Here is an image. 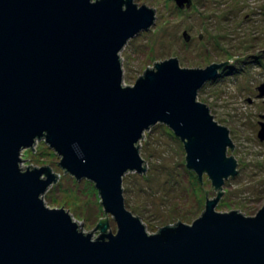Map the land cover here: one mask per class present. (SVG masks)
Returning <instances> with one entry per match:
<instances>
[{
  "label": "water",
  "instance_id": "95a60500",
  "mask_svg": "<svg viewBox=\"0 0 264 264\" xmlns=\"http://www.w3.org/2000/svg\"><path fill=\"white\" fill-rule=\"evenodd\" d=\"M154 20L133 0H0V264H264V205L253 217L218 213L222 193L207 201L204 190L199 218L156 234L125 206L123 177L144 172L137 144L156 124L182 142L199 180L205 174L219 190L236 175L227 129L197 101L230 62L183 69L172 58L124 84L119 54ZM257 89L263 97L264 85ZM38 141L65 174L93 184L115 234L105 222L92 240L65 209L46 206L56 176L20 168L21 152Z\"/></svg>",
  "mask_w": 264,
  "mask_h": 264
},
{
  "label": "rangeland",
  "instance_id": "374dc122",
  "mask_svg": "<svg viewBox=\"0 0 264 264\" xmlns=\"http://www.w3.org/2000/svg\"><path fill=\"white\" fill-rule=\"evenodd\" d=\"M133 2L154 10L155 20L119 54L126 86H133L155 64L172 58L183 69L230 62L198 91L197 101L227 129L236 175L219 190L205 174L199 180L185 167L182 142L165 125L156 124L137 144L144 172H129L122 180L128 211L149 234L176 220L190 225L204 212L206 200H215L220 193L216 212L255 216L264 205V141L257 137L264 124V96L258 98L257 89L264 85V0H190V6L182 9L173 0ZM226 156L230 157L229 147ZM21 158L22 170L46 167L56 176L43 196L47 207L65 209L92 240L101 235L96 227L104 219L106 231L115 234L116 225L104 213L93 184L67 179L69 175L58 166L60 158L43 141L22 151ZM204 190L208 191L206 200Z\"/></svg>",
  "mask_w": 264,
  "mask_h": 264
},
{
  "label": "trees",
  "instance_id": "16d2710c",
  "mask_svg": "<svg viewBox=\"0 0 264 264\" xmlns=\"http://www.w3.org/2000/svg\"><path fill=\"white\" fill-rule=\"evenodd\" d=\"M70 178H72V177L69 176V178H67V179H70ZM70 180H72V179H70ZM73 185H74V187H76V183L73 182ZM46 202H47L48 204L51 203L49 200H48V201L46 200ZM125 206H126V203H125ZM126 208H127V206H126ZM127 209H128V208H127ZM105 222L108 223V221L105 220V219H104V220H101L97 227H99L100 224H103V223H105Z\"/></svg>",
  "mask_w": 264,
  "mask_h": 264
}]
</instances>
